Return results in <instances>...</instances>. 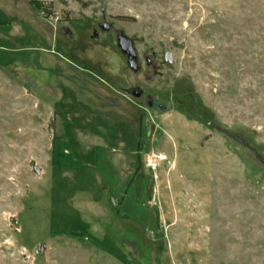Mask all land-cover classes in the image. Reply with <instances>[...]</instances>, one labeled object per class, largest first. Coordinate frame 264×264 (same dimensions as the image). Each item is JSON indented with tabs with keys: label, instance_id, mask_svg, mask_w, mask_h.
Listing matches in <instances>:
<instances>
[{
	"label": "rangeland",
	"instance_id": "374dc122",
	"mask_svg": "<svg viewBox=\"0 0 264 264\" xmlns=\"http://www.w3.org/2000/svg\"><path fill=\"white\" fill-rule=\"evenodd\" d=\"M0 264H264V0H0Z\"/></svg>",
	"mask_w": 264,
	"mask_h": 264
},
{
	"label": "flooded vegetation",
	"instance_id": "af4514ba",
	"mask_svg": "<svg viewBox=\"0 0 264 264\" xmlns=\"http://www.w3.org/2000/svg\"><path fill=\"white\" fill-rule=\"evenodd\" d=\"M101 26L107 30L110 29L109 26H107V27L104 25H101ZM118 44L121 47L123 54L126 55V57L128 58L129 65L133 66L134 65L133 61H135V59H136V52H135V49L133 47L132 42L128 39H124L123 36H120L118 38ZM137 94L142 95L141 92H138ZM154 104H155V101L152 99H149V105L154 106ZM158 106L160 107V105H158Z\"/></svg>",
	"mask_w": 264,
	"mask_h": 264
},
{
	"label": "trees",
	"instance_id": "16d2710c",
	"mask_svg": "<svg viewBox=\"0 0 264 264\" xmlns=\"http://www.w3.org/2000/svg\"><path fill=\"white\" fill-rule=\"evenodd\" d=\"M40 8L42 7L41 4L39 3ZM197 104L196 106L194 105L195 110H197L199 113L203 114V110L201 109L202 107L198 105V103L195 101ZM74 235H82V233H72Z\"/></svg>",
	"mask_w": 264,
	"mask_h": 264
}]
</instances>
